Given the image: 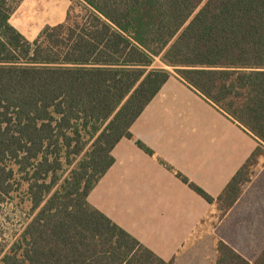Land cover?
Masks as SVG:
<instances>
[{"label":"trees","instance_id":"16d2710c","mask_svg":"<svg viewBox=\"0 0 264 264\" xmlns=\"http://www.w3.org/2000/svg\"><path fill=\"white\" fill-rule=\"evenodd\" d=\"M20 3L0 0V205L24 188L32 218L0 264H173L87 197L175 75L260 142L217 199L177 174L235 205L264 157V0H72L31 42L9 22ZM214 264H264V248L250 263L219 241Z\"/></svg>","mask_w":264,"mask_h":264},{"label":"crops","instance_id":"0c3cea01","mask_svg":"<svg viewBox=\"0 0 264 264\" xmlns=\"http://www.w3.org/2000/svg\"><path fill=\"white\" fill-rule=\"evenodd\" d=\"M71 1L21 0L9 22L31 42L43 28L65 20ZM130 133L132 140L123 138L114 147V163L87 201L161 260L177 263L211 213V205L177 174L217 199L260 142L175 75ZM240 198L225 219L253 208L248 202L237 208Z\"/></svg>","mask_w":264,"mask_h":264},{"label":"rangeland","instance_id":"374dc122","mask_svg":"<svg viewBox=\"0 0 264 264\" xmlns=\"http://www.w3.org/2000/svg\"><path fill=\"white\" fill-rule=\"evenodd\" d=\"M156 65H160L158 61ZM240 197L237 208H241V202L252 203L253 208L236 210L229 220L225 219L229 211L222 215L218 205L212 204L211 213L189 243L193 248L174 264H214L220 240L254 262L264 248V157H259L250 168L249 182L243 186ZM31 218V205L21 188L0 205V249L6 252ZM221 222L224 225L219 227Z\"/></svg>","mask_w":264,"mask_h":264}]
</instances>
